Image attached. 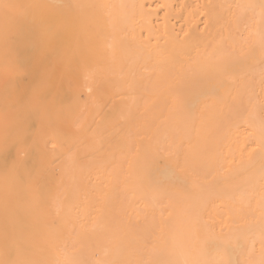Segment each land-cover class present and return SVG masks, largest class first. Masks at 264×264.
<instances>
[{
	"label": "bare ground",
	"instance_id": "obj_1",
	"mask_svg": "<svg viewBox=\"0 0 264 264\" xmlns=\"http://www.w3.org/2000/svg\"><path fill=\"white\" fill-rule=\"evenodd\" d=\"M259 4L0 0V260L261 264Z\"/></svg>",
	"mask_w": 264,
	"mask_h": 264
},
{
	"label": "snow or ice",
	"instance_id": "obj_2",
	"mask_svg": "<svg viewBox=\"0 0 264 264\" xmlns=\"http://www.w3.org/2000/svg\"><path fill=\"white\" fill-rule=\"evenodd\" d=\"M3 7L8 8L11 6L5 4V5H3ZM243 7L248 8V9H255L256 7H259L261 10V16L264 17V0H260L259 5H246ZM193 106H195V102H193ZM260 134H261L262 141H264V122H262ZM262 154H264V153H262ZM161 195H166V194L162 193ZM181 226H182L181 223L172 222L169 225V230L174 232ZM205 227L209 228V229L211 228L210 225H205ZM208 244H209V246L216 248L218 252L223 251V252L227 253L229 251L228 249H223L221 244L218 243L214 237L209 239ZM0 264H45V262L38 261V260L20 261V260L5 259V260H0ZM57 264H59V262H57ZM73 264H87V262H73ZM155 264H174V262L161 259V260L155 261ZM199 264H208V262H199ZM212 264H237V262H234L231 259H221L219 261H213ZM261 264H264V260L261 261Z\"/></svg>",
	"mask_w": 264,
	"mask_h": 264
},
{
	"label": "rangeland",
	"instance_id": "obj_3",
	"mask_svg": "<svg viewBox=\"0 0 264 264\" xmlns=\"http://www.w3.org/2000/svg\"><path fill=\"white\" fill-rule=\"evenodd\" d=\"M105 37H106V31L104 29V26L103 24L99 23L96 28V38H97L99 45L102 43Z\"/></svg>",
	"mask_w": 264,
	"mask_h": 264
}]
</instances>
